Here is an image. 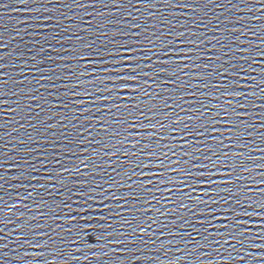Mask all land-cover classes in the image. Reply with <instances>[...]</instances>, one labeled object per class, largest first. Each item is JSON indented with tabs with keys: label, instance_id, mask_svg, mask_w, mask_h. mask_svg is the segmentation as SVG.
Segmentation results:
<instances>
[{
	"label": "water",
	"instance_id": "1",
	"mask_svg": "<svg viewBox=\"0 0 264 264\" xmlns=\"http://www.w3.org/2000/svg\"><path fill=\"white\" fill-rule=\"evenodd\" d=\"M262 29L264 0H0V264H264V229L241 227L233 235H251L237 243L223 228L233 211L264 224ZM124 45L138 63H115ZM126 66L141 92L109 93L119 85L103 81ZM136 95L141 107H115ZM132 113L159 127L142 130ZM153 145L172 165L163 178L145 167L160 162L148 159ZM218 160L244 165L213 170L236 173L214 176L236 181L218 195L179 184ZM86 212L111 218L103 243L88 233L97 252L78 250L69 231Z\"/></svg>",
	"mask_w": 264,
	"mask_h": 264
},
{
	"label": "snow or ice",
	"instance_id": "2",
	"mask_svg": "<svg viewBox=\"0 0 264 264\" xmlns=\"http://www.w3.org/2000/svg\"><path fill=\"white\" fill-rule=\"evenodd\" d=\"M21 2H26V0H21ZM145 6L147 7H152V4H146ZM261 31H264V29H262ZM113 55H119L122 57H125V59L123 60H117L115 61V63L117 64H123V65H131L133 63H138L137 61H134L132 59V52H131V46L130 45H124L123 46V50L120 51L119 53H114ZM184 55H187V53H185ZM257 56H264V52H260L256 54ZM183 61H171V63H182ZM205 68H207L208 66L205 65ZM139 69L138 68H132V67H123L120 69V72L118 73L119 75H121V79L119 81H108L105 80L103 81V83H112L113 85H119L118 87H113L108 89L109 93L112 92H132V93H140L141 92V88L138 86H133V85H139L140 82V77L131 74V73H135L137 72ZM182 71V69L180 70ZM123 73H130V75L124 76ZM104 75H108L107 73H105ZM199 78H204V77H199ZM94 83V82H93ZM235 87V86H233ZM236 95H239V93L237 92ZM136 98L141 99V97L139 95L136 96H124L120 99L123 100H127L129 101V103L127 104H118L115 105V107L117 108H136V107H141L139 104H134L132 103L133 100H136ZM144 108H147L148 105H144ZM150 111H154V109H150ZM169 115H171L169 113ZM143 114L142 113H132L131 115H129L127 118L136 126H138L139 128H141L142 130L145 131H152L155 130L156 128H158L159 126L156 124H148V125H144L141 124V120H142ZM124 117L120 114L117 115V119H123ZM155 117H150V119H154ZM229 126L231 128H238L240 127L239 125H237L235 123V121H229ZM215 127V125H213V128ZM101 131H107L106 128L101 129ZM173 132H176V129L172 130ZM199 131V129H198ZM185 135H190L189 133H185ZM237 135H243L242 132H237ZM141 139H147V140H153L154 137L152 135H149L147 137H141ZM219 144H223V141H219ZM144 148H148L149 146L147 144L143 145ZM223 149L221 148L220 151H222ZM209 151H212V149H209ZM236 155V154H233ZM168 156V152L164 151L163 148L161 147H157L156 145H153L150 150H149V156L148 159L152 160L155 159L157 161H160L159 163H156V167H153L152 164H148L145 165V167H149V168H154L155 171L153 172V177H165L167 176L169 173L167 171L168 168L172 167L171 164H165L164 158ZM224 159H227V154L225 155ZM177 163H179V161H177ZM222 167H244L243 164H235V165H225L220 163V161L218 160L215 163H209L207 168H208V175L204 174V169L203 168H199L196 169L195 171H199L201 174L200 175H194L192 172L187 173L186 175L182 176L179 178L178 182L181 185L187 186L189 184V182H192L193 187H200V188H208L209 191L206 193H201L200 195H207V196H214V195H218V190H217V185L220 183L223 184H233L236 183V181L234 180H223L220 181L218 179H215L214 176L219 177V176H228V177H232L234 175H236V173L234 171H227V172H216L213 174V170L214 169H218V168H222ZM258 167L264 168V164L259 165ZM222 174V175H220ZM150 183H156V184H161V183H165V181L163 179L160 180H156L153 179L152 181H150ZM167 183H171V184H176L177 181H168ZM260 183H264V178L261 179ZM149 185L146 184H142V185H134V186H130V187H138V188H147ZM252 185L250 184L249 187H251ZM258 187V185H257ZM169 191H180L183 192L184 191V187H178V188H170ZM229 192L232 191L231 188L228 189ZM260 193H257V195H259ZM146 196H152L153 193L149 192L147 194H145ZM238 195H243L244 196V203L248 206H252L249 204L248 201V196L251 195V193H245V192H238ZM129 197H123L122 199L127 200ZM132 199H138L140 197H138L137 195H132L131 197ZM149 203H151V200H149ZM193 203L196 204H202V203H207V201H202V200H196L193 201ZM237 203H240V201H237ZM133 208L136 207L135 204L132 205ZM255 207L258 209L257 212V218L259 219H264V203H258L257 205H255ZM107 209H99V211L103 212L106 211ZM208 215L210 216H217V213L215 212H208ZM221 218L227 219L228 217V213H221L219 214ZM231 215L234 217L233 221L231 224L229 223H225L223 225V228L225 230H227L226 232V236L227 238H229L230 240H234L237 243H244L245 241L241 240V237L246 236V235H251V233L249 232H239L238 235H233V232H237L241 227H258L261 229H264V224H259V225H242L239 222V213L233 211L231 213ZM81 219L76 220H70L69 223L70 224H74L75 227L69 229L70 232H75L76 236L73 238L75 240V242H77L78 244H80V251H84V252H97L98 249L96 247H91L89 246V240L90 237L88 235V233L90 231H95L97 233H99L98 235V239L96 240V244H101L103 243L105 240L109 239V237L107 235H105L104 233H106L108 231V229L101 227L100 225L102 223H109L111 222V218L110 217H104V216H99V215H90L86 213H81ZM201 223H203L201 221ZM209 223H211V221H209ZM143 233V226H141V234ZM257 236L260 235V233H256ZM224 238V237H222ZM37 247H40V245H37ZM91 258H99L98 256L96 257H85V259H91Z\"/></svg>",
	"mask_w": 264,
	"mask_h": 264
}]
</instances>
